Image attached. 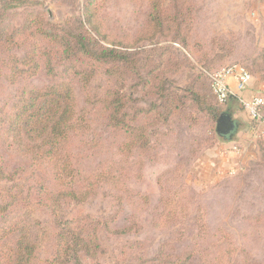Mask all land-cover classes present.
<instances>
[{"label": "rangeland", "instance_id": "1", "mask_svg": "<svg viewBox=\"0 0 264 264\" xmlns=\"http://www.w3.org/2000/svg\"><path fill=\"white\" fill-rule=\"evenodd\" d=\"M33 1L37 6L3 15L0 0L1 28L21 26L29 13L32 17L40 13L53 25L76 28L79 27L78 18L85 21L87 8L102 37L107 39L101 40L93 34L101 40L98 42L102 46L112 48L117 45L133 54H142L133 69L123 67L119 71V79L106 75L88 59L76 58L72 53L61 56L55 75L42 72L30 79L27 86H24L25 82L12 85L0 78V154L9 170L29 168L15 154L11 139L4 132L5 113L17 91L25 87L43 88L54 84L58 77L68 76L79 108L95 114L94 132L102 138L103 155L94 160L86 158V153L76 143L75 152L88 166L92 161H109L112 156L108 147L113 141L108 112L104 110L103 117L97 110L99 98L103 107L108 106L107 102L116 98L115 95L124 98L123 112L132 116L130 121L154 105L161 108L162 118L168 119L167 124L152 127L142 119L126 124L137 128L145 125L151 130L152 147L134 152L137 167L127 171L129 180L125 181L121 192L106 185L86 203L65 207L66 218L70 220L91 216L108 227L102 226L98 233L103 254L98 260L86 259L84 264H142L159 257L160 261L169 264L174 263L176 257L184 260L188 256L193 258L188 264H217V258L222 255L232 264H264L262 129L254 122L248 127L251 136L255 137L253 148L238 147L241 150L238 156L245 159L233 169V174H229L231 170H209L205 163L212 160L205 159L216 156L224 143H238L240 134L232 141L221 138L217 132L214 135L208 115L193 100L196 92L203 101L214 102L220 107L212 95L209 81L199 74L204 67L216 70L240 64L250 70L253 78L264 80V0H191L192 16L183 31V40L173 41V31L168 33V40L159 39V47H170L164 60L158 57L159 51L153 53L155 56L149 53L153 47L146 40L151 34L147 24V0ZM88 2H92L90 8ZM166 4L168 12L164 17L171 18L178 11L179 0H167ZM151 69L164 78V93L177 101L179 109L175 110L168 98L166 104L165 97L155 92V86L151 89L146 85ZM76 70L84 79L75 77ZM220 108L226 111L225 106ZM227 151H233V148ZM87 155L90 154L87 152ZM166 204H170L171 210L177 206L186 209L185 217L165 218L164 215L169 213ZM40 216L50 235L38 256L47 259L55 254L56 230L49 212L40 211ZM165 220L171 223H165ZM124 229L131 232L123 234Z\"/></svg>", "mask_w": 264, "mask_h": 264}, {"label": "trees", "instance_id": "2", "mask_svg": "<svg viewBox=\"0 0 264 264\" xmlns=\"http://www.w3.org/2000/svg\"><path fill=\"white\" fill-rule=\"evenodd\" d=\"M192 1L179 0L178 11L173 13L175 15L165 18L164 15L168 12L167 0H147V24L151 34L146 40L153 47L150 54L159 51L158 57L164 60L170 53V47H159V39L168 40L170 31H173V41L183 40V31L192 16ZM1 3L3 15L37 6L33 0H1ZM91 5L92 2H88L87 7L90 8ZM28 15L21 26H0V78L12 85L25 82L24 86H27L30 79L42 72L55 75L64 53L88 59L97 69L114 79H119V71L123 67L133 69L142 54L122 50L115 44L116 47L112 48L102 46L99 42L107 39L102 37L101 30L92 21L87 8L85 21L78 18L79 27L76 28L53 25L40 16V13L34 18L32 13ZM93 34L101 40L96 39ZM184 47L187 48L185 42ZM242 67L252 75L247 67ZM221 69L204 67L199 74L209 81L211 87L209 74ZM65 73L68 74V71ZM67 77H58L54 84L43 88L25 87L18 90L5 113L4 132L11 139L15 154L29 168L11 171L0 154V264H84L86 259L98 260L104 252L98 233L106 225L91 216L70 220L66 218L65 207L86 203L106 185L121 192L125 181L129 180L127 171L137 167L134 152L147 151L152 147L149 139L151 130L145 125L139 128L126 126L128 122L142 119L151 127L167 124L168 119L162 118L161 108L155 105L142 110L130 121L132 116L123 112L124 98L115 95L116 98L112 97L105 107L99 98L96 105L100 107L97 110L103 117L104 110L108 112V126L113 136L108 147L112 156L109 161L103 162L101 159L99 163L92 161L91 166L85 165L84 159L75 152L76 143L86 153V158L93 159L103 155L102 138L94 132L95 114L86 108H79L72 82ZM75 77L83 78V74L76 70ZM147 78L146 85L151 89L155 86V92H159L160 97H165L166 104L168 98L172 107L179 109L177 101L164 93V78L156 70H149ZM194 93L193 100L208 115L211 131L215 135L225 111L214 102L203 101L199 93ZM231 100L239 104L237 98L233 97ZM1 132L2 130L0 134ZM126 135L129 137L125 138ZM159 137L161 138L160 135ZM175 198L178 195L175 194ZM174 203L177 204V201ZM169 205L166 204L169 213L164 215L165 218L185 217L186 209L177 206L171 210ZM44 210L53 218L56 230L55 254L47 259L38 256V251L50 235L40 216V211ZM165 223L171 221L165 220ZM106 228L108 229L107 226ZM128 232L131 230L124 229L122 233ZM179 258L181 257H176V261L169 264H188L193 259L190 256L184 260ZM160 259L161 257L144 261L142 264H167ZM216 261L217 264H232L223 255Z\"/></svg>", "mask_w": 264, "mask_h": 264}, {"label": "built area", "instance_id": "3", "mask_svg": "<svg viewBox=\"0 0 264 264\" xmlns=\"http://www.w3.org/2000/svg\"><path fill=\"white\" fill-rule=\"evenodd\" d=\"M211 89L216 103L220 107L227 106L229 101L235 97L242 108L250 115L252 121L262 129L264 137V95H256L244 98L242 94L247 91L253 81V76L240 64L229 65L215 73L209 74ZM234 80L233 87L229 82ZM233 151L237 154L241 150L235 146ZM233 170L229 174H233Z\"/></svg>", "mask_w": 264, "mask_h": 264}, {"label": "crops", "instance_id": "4", "mask_svg": "<svg viewBox=\"0 0 264 264\" xmlns=\"http://www.w3.org/2000/svg\"><path fill=\"white\" fill-rule=\"evenodd\" d=\"M233 87L235 86L234 80H230L229 82ZM256 95H264V80L261 81L257 78H253L252 83L250 84L247 91H245L242 96L244 98H250L252 96ZM226 111L228 112L233 120L238 121L239 123V141L237 142H229L224 143L220 145L219 150L222 152H217L216 156H214L212 159H205V161H211L209 163H205L206 167H208L209 170H233L235 167L241 164L242 160L245 159L242 156H238L240 154H237L233 151H227V149L234 148L238 144L240 147L241 145L244 146L245 149H251L253 148V144L255 141V137L251 136L248 130V127L253 124L252 119L250 118V115L242 108V106L237 104L235 101L230 100L227 106H225ZM245 124H243V122ZM241 122V123H240ZM242 125H245L242 127ZM242 130L245 132H242ZM241 131V132H240ZM243 137V139H242ZM247 139V140H246ZM215 154V153H214ZM246 157V155H245ZM217 171V172H218Z\"/></svg>", "mask_w": 264, "mask_h": 264}, {"label": "water", "instance_id": "5", "mask_svg": "<svg viewBox=\"0 0 264 264\" xmlns=\"http://www.w3.org/2000/svg\"><path fill=\"white\" fill-rule=\"evenodd\" d=\"M239 127L238 121L233 120L228 112H224L220 118L216 132L221 138L232 141L238 134Z\"/></svg>", "mask_w": 264, "mask_h": 264}]
</instances>
